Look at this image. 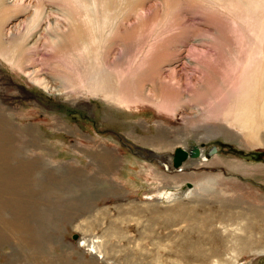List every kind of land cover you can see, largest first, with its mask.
I'll return each instance as SVG.
<instances>
[{"label":"rangeland","instance_id":"obj_1","mask_svg":"<svg viewBox=\"0 0 264 264\" xmlns=\"http://www.w3.org/2000/svg\"><path fill=\"white\" fill-rule=\"evenodd\" d=\"M0 1V264H264V0Z\"/></svg>","mask_w":264,"mask_h":264},{"label":"bare ground","instance_id":"obj_2","mask_svg":"<svg viewBox=\"0 0 264 264\" xmlns=\"http://www.w3.org/2000/svg\"><path fill=\"white\" fill-rule=\"evenodd\" d=\"M1 2V4H2V1H0ZM9 10V8L8 7H6L4 4H2V5H0V17H4L5 16V14L7 15V13L9 12L8 11ZM6 12V13H5ZM37 13H38V11H37ZM39 14V13H38ZM56 28V27H55ZM55 30H57V29H55ZM96 84V83H95ZM241 122H246V119L245 118H242L241 119ZM264 125V124H263ZM255 127V129H254V132H253V134H255V136L256 135H261V133L260 132H258L257 131V129H259V127H260V124H256V125H254ZM157 159V158H156ZM153 173V175H156V176H158V173L157 172H152ZM185 174L183 173V174H175V175H161L160 177L161 178H163L164 179V183L165 184H167V185H172V186H179L180 184H181V178L180 177H182V176H184ZM159 177V178H160ZM254 178V177H253ZM161 180V179H160ZM24 183V182H23ZM210 184H211V181H208V182H205V183H201L200 184V190L202 191V192H205V190L207 191V190H209L210 188H209V186H210ZM211 187V186H210ZM182 188V187H181ZM36 189V188H35ZM184 191H188V190H186V188H182ZM8 190V189H7ZM178 191V190H177ZM3 192V191H2ZM177 193V192H176ZM15 196H16V194H14ZM172 195V194H171ZM175 195V194H174ZM195 197H198L197 195H195ZM200 197V196H199ZM17 199V198H16ZM221 201V200H220ZM224 201H225V199H224ZM222 202V201H221ZM222 203H224V202H222ZM226 204L227 203H225V206H226ZM18 205V204H17ZM231 206H233V204L231 203L230 204ZM235 206H238V205H236V204H234V207ZM227 207H228V205H227ZM248 209H247V211H245V215H246V220L248 221V223L249 222H252V221H254V217L253 216H256L257 218L259 217V218H262V219H264V213H262V212H259L258 211V209H255V208H257V207H259L257 204L256 205H252V203H250V204H248ZM225 212H228L229 214H230V212H232V211H230L229 212V209H225L224 210ZM235 212H240V210H237V211H235ZM255 214H254V213ZM214 213H215V211H214ZM222 213V212H221ZM224 213V212H223ZM222 213V214H223ZM233 213V212H232ZM241 213V212H240ZM249 215H252V217L251 216H249ZM217 214V213H216ZM219 214V213H218ZM228 214V215H229ZM244 214V213H243ZM224 215V214H223ZM222 215V216H223ZM232 215V214H231ZM244 217V216H243ZM87 219V218H86ZM223 219H225V218H223ZM243 219V218H242ZM241 219V220H242ZM244 219V220H245ZM194 220V219H193ZM209 224V223H208ZM250 224H252V223H249V224H247L248 226H247V228L249 229V227H250ZM201 225V224H200ZM196 226V225H195ZM202 226V225H201ZM201 226H197V227H192V229H190L189 230V233L192 235V236H194V237H196V236H198V238H200L201 239V237H205V239L207 238V239H209L208 241H209V243H210V248L208 249V251H202V250H200V249H196L195 248V246L193 247L192 246V242H191V240H190V238L188 237L186 240H184V241H182L181 243H176V245H175V248L176 249H179L181 252H179L180 254L179 255H176V256H179V258L182 256L183 257V261L185 262V263H187V264H210V263H212L211 261H213V260H215V263L214 264H237L240 260H241V258L239 259V257H236V258H232V259H226V257H224V255H223V253H222V248L223 247H225L224 245V242L223 241H225L224 239H227L226 237H227V233H226V235L225 236H223L224 235V232L222 231V234H219L220 232L219 231H217L216 229H214V230H212V231H210L209 232V230H207V226H206V229H201ZM210 227V226H209ZM208 227V228H209ZM252 227H253V225H252ZM247 231V230H246ZM250 231H252V228L250 229ZM219 232V233H218ZM105 233V232H104ZM229 235V234H228ZM246 235V234H245ZM231 237H233L235 240H233V241H237L238 243H241V241H243L244 240V238H245V236L244 235H238V236H236L235 235V237L234 236H231ZM263 238H264V233H263ZM228 239H230V237H228ZM249 239V238H248ZM25 240V243L26 244H29L30 242H29V240L27 241L26 239H24ZM79 240V239H78ZM231 240V239H230ZM264 240V239H263ZM259 241V242H257L256 244H254V245H252L250 248H252V249H254V251H257V250H260L261 248V250H264V241ZM19 241H23L21 238L19 239ZM97 240H95V239H93L92 237L91 238H85V239H83V240H81V241H78L79 243H81V244H86V245H88L87 246V248H88V250L90 251V252H92V253H96V251H98V256H99V253H100V251L99 250H97V246H98V244L96 245L95 244V242H96ZM229 241V240H228ZM252 241V240H251ZM227 242V241H226ZM251 243V242H250ZM227 244V243H226ZM262 244V245H261ZM29 245H32L31 243L29 244ZM194 245H195V243H194ZM239 245V244H238ZM251 245V244H250ZM191 247H193L192 249H190ZM173 248V247H172ZM236 249H239V250H242V248L243 247H241L240 245L238 246V247H235ZM196 249V250H195ZM207 249V248H206ZM232 249H234V248H232ZM235 249V250H236ZM251 249V250H252ZM256 249V250H255ZM251 252H253V251H251ZM103 255V253L101 254V256ZM215 256V258H213ZM236 256H239V255H236ZM212 259V260H211Z\"/></svg>","mask_w":264,"mask_h":264},{"label":"water","instance_id":"obj_3","mask_svg":"<svg viewBox=\"0 0 264 264\" xmlns=\"http://www.w3.org/2000/svg\"><path fill=\"white\" fill-rule=\"evenodd\" d=\"M201 145H193L189 149H184L181 147H176L173 151L172 156V167L176 168L181 165V163L186 160L187 158H196L201 155ZM216 152V146H211L208 151L207 155L210 156L212 153ZM75 235H73V238Z\"/></svg>","mask_w":264,"mask_h":264},{"label":"crops","instance_id":"obj_4","mask_svg":"<svg viewBox=\"0 0 264 264\" xmlns=\"http://www.w3.org/2000/svg\"><path fill=\"white\" fill-rule=\"evenodd\" d=\"M250 160H253V159H249V158L248 159H242V158H240L239 162H237V163H239V164H248V165H251V164H264V160H257V161H260V162H254V161H250ZM182 163H181V165H182ZM227 163H229V162H227ZM227 170L230 172V175H234V174L240 175L242 180H245V181H248L253 176L257 177V179L259 177V174L258 175H255L254 173L253 174H249V173H245L246 171L243 172L242 170L241 171H238V170L234 171V169H231V168H228V167H227ZM178 171H182V169L179 168ZM247 174L249 176H247ZM250 175H252V176H250ZM258 180H260V179H258Z\"/></svg>","mask_w":264,"mask_h":264}]
</instances>
